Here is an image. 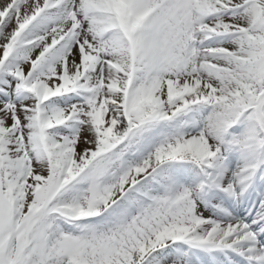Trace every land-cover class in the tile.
I'll return each mask as SVG.
<instances>
[{
	"label": "snow or ice",
	"instance_id": "snow-or-ice-1",
	"mask_svg": "<svg viewBox=\"0 0 264 264\" xmlns=\"http://www.w3.org/2000/svg\"><path fill=\"white\" fill-rule=\"evenodd\" d=\"M0 264H264V0H0Z\"/></svg>",
	"mask_w": 264,
	"mask_h": 264
}]
</instances>
